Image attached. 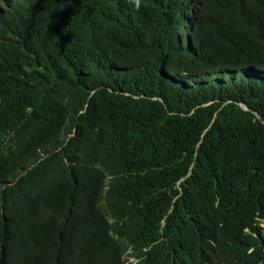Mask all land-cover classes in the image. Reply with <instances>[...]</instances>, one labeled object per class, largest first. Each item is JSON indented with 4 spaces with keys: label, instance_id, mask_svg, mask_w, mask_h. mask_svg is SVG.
Masks as SVG:
<instances>
[{
    "label": "trees",
    "instance_id": "obj_1",
    "mask_svg": "<svg viewBox=\"0 0 264 264\" xmlns=\"http://www.w3.org/2000/svg\"><path fill=\"white\" fill-rule=\"evenodd\" d=\"M263 222L264 0H0V264H264Z\"/></svg>",
    "mask_w": 264,
    "mask_h": 264
},
{
    "label": "rangeland",
    "instance_id": "obj_2",
    "mask_svg": "<svg viewBox=\"0 0 264 264\" xmlns=\"http://www.w3.org/2000/svg\"><path fill=\"white\" fill-rule=\"evenodd\" d=\"M74 134H75V133H73L71 136H69V138H70V139L73 138V137H74ZM262 225L264 226V222H263Z\"/></svg>",
    "mask_w": 264,
    "mask_h": 264
},
{
    "label": "clouds",
    "instance_id": "obj_3",
    "mask_svg": "<svg viewBox=\"0 0 264 264\" xmlns=\"http://www.w3.org/2000/svg\"><path fill=\"white\" fill-rule=\"evenodd\" d=\"M133 261V259H130V261L129 262H132Z\"/></svg>",
    "mask_w": 264,
    "mask_h": 264
}]
</instances>
